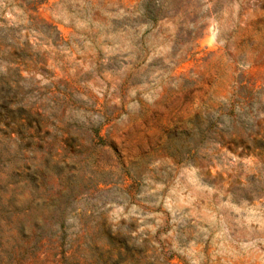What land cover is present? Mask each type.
Here are the masks:
<instances>
[{
  "label": "rangeland",
  "instance_id": "rangeland-1",
  "mask_svg": "<svg viewBox=\"0 0 264 264\" xmlns=\"http://www.w3.org/2000/svg\"><path fill=\"white\" fill-rule=\"evenodd\" d=\"M0 264H264V0H0Z\"/></svg>",
  "mask_w": 264,
  "mask_h": 264
}]
</instances>
